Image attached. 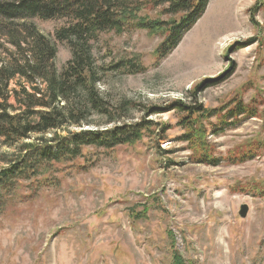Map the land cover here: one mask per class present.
Returning <instances> with one entry per match:
<instances>
[{"label":"rangeland","instance_id":"obj_1","mask_svg":"<svg viewBox=\"0 0 264 264\" xmlns=\"http://www.w3.org/2000/svg\"><path fill=\"white\" fill-rule=\"evenodd\" d=\"M143 13L168 18L160 9ZM34 23L52 38L64 25ZM164 35L105 34L95 51L101 58L110 50L107 62L129 56L146 66L143 74L109 75L101 89L114 101L139 104L129 122L155 111L149 119L165 126L166 139L85 149L45 175L48 187L22 183L0 214V264H264V0H210L158 62ZM70 58L69 47L58 44L57 68ZM235 98L256 115L230 118L239 123L229 128L215 116L216 134L203 123L207 134L199 140L221 163H198L203 145L180 141L174 106L196 100L217 109ZM13 152L0 144V154ZM241 153L252 158L240 161Z\"/></svg>","mask_w":264,"mask_h":264},{"label":"trees","instance_id":"obj_2","mask_svg":"<svg viewBox=\"0 0 264 264\" xmlns=\"http://www.w3.org/2000/svg\"><path fill=\"white\" fill-rule=\"evenodd\" d=\"M209 2L0 0V144L15 151L0 154L6 165L0 169V214L14 201L22 183L39 180L38 189L48 187L45 182L50 179L45 175L56 165L84 156L85 149L107 152L144 137L166 139L165 126L149 119L155 111L147 110L140 120L129 122L139 104L125 98L114 101L101 89L109 75L143 74L146 66L129 56L107 62L114 54L109 50L98 58L96 44L105 34L121 36L143 30L166 34L156 49L160 62L179 46ZM156 9L168 18L149 19L143 13ZM34 20L63 21L64 25L52 38ZM58 44L67 45L71 52L60 70L56 66ZM236 100L217 109H205L196 100L174 106L177 126L184 131L180 141L192 148L203 145L202 153L197 150L198 163H221L211 155L213 147L199 140L207 134L203 123L211 125L216 134L210 122L215 116L223 128H229L239 123L238 119L229 123L230 118L256 115L254 108L244 107L241 101L236 104ZM240 155V161L252 158L251 154Z\"/></svg>","mask_w":264,"mask_h":264},{"label":"water","instance_id":"obj_3","mask_svg":"<svg viewBox=\"0 0 264 264\" xmlns=\"http://www.w3.org/2000/svg\"><path fill=\"white\" fill-rule=\"evenodd\" d=\"M248 211H249V208H248L247 205L242 206L241 211H240V216L242 218H246L247 214H248Z\"/></svg>","mask_w":264,"mask_h":264}]
</instances>
